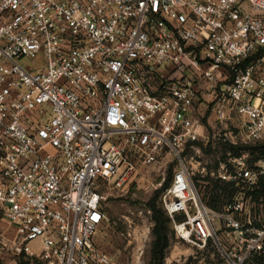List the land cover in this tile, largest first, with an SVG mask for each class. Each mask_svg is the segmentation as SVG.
I'll list each match as a JSON object with an SVG mask.
<instances>
[{
  "label": "built area",
  "instance_id": "obj_1",
  "mask_svg": "<svg viewBox=\"0 0 264 264\" xmlns=\"http://www.w3.org/2000/svg\"><path fill=\"white\" fill-rule=\"evenodd\" d=\"M200 96L218 122L236 120V135L218 141L264 145V0H0L10 250L41 264H119L95 243L101 187L121 191L136 162H170L160 204L177 246L193 249L177 263L264 264V214L248 194L264 181V154H229L219 178L241 191L221 212L209 208L184 155L210 142L195 118ZM147 214L141 237L154 226Z\"/></svg>",
  "mask_w": 264,
  "mask_h": 264
},
{
  "label": "rangeland",
  "instance_id": "obj_2",
  "mask_svg": "<svg viewBox=\"0 0 264 264\" xmlns=\"http://www.w3.org/2000/svg\"><path fill=\"white\" fill-rule=\"evenodd\" d=\"M24 66H36L38 62L24 60ZM200 96L195 103V118L203 126V132L209 137L210 152L207 153L199 146L185 151L189 166L196 173L197 177L219 178L222 167L227 163L229 154H226V163L221 162L222 150L216 143L223 133L233 132L236 120L231 116L225 123L217 121L212 100ZM258 145V144H257ZM231 155V154H230ZM232 156V155H231ZM252 158V156H250ZM219 163V164H218ZM135 173L129 179L121 191H113L107 185L101 187V192L105 200L102 210L105 220L95 236V243L103 252L110 255L119 264H149L150 250L152 244V229L146 232L145 237H141L138 232L145 229L150 224V216L147 214V203L156 192H160L158 205L161 207L160 198L164 192V186L170 184L173 177L174 164L166 163L161 169L157 166H144L136 162ZM170 171L172 173L170 174ZM195 178V179H196ZM203 184V182H199ZM170 247L167 250L165 264H178L177 261H186L193 249L189 246H177L174 239L172 227L170 225ZM6 233V234H5ZM132 235L133 240H128L127 234ZM0 260L3 264H19V252L10 250L13 240L16 238V231L11 227L0 231ZM142 247V253L136 254L137 248ZM32 248H35L33 245ZM38 251L39 249H34ZM211 257V252L206 254ZM139 258V260H137ZM181 258V259H180ZM188 260L187 262H189ZM33 264H41L35 262Z\"/></svg>",
  "mask_w": 264,
  "mask_h": 264
},
{
  "label": "trees",
  "instance_id": "obj_3",
  "mask_svg": "<svg viewBox=\"0 0 264 264\" xmlns=\"http://www.w3.org/2000/svg\"><path fill=\"white\" fill-rule=\"evenodd\" d=\"M221 148L222 159L221 162L226 163V154L230 153L233 157H238L243 152H248L252 156L251 162L254 163L258 161L264 154V145L259 144L256 146H233L228 143H223L218 141L216 143ZM195 146H199L202 150H205L209 153L212 145L204 146L201 143H196ZM219 164V163H218ZM172 171H170V174ZM196 185L200 189V194L202 200L214 211L221 212L223 208L231 203L237 194L241 191V186L236 185L233 182H227L221 180L220 178H211L207 177H197ZM199 182H203L200 184ZM169 185L164 186V190L167 189ZM253 196L254 201L257 204V212L260 213V207L262 208L264 214V181L260 182V188L253 192H248ZM160 192H156L150 201L147 203V209L152 212V220L154 223L152 229V244L150 250V261L149 264H165L167 250L170 247V225L171 221L166 215L162 207H159ZM260 200H262L261 203ZM183 219L179 217V220ZM37 262L34 258L26 256L25 253H22L19 256V264H33ZM191 261L185 263L190 264ZM0 264H3L0 260Z\"/></svg>",
  "mask_w": 264,
  "mask_h": 264
},
{
  "label": "crops",
  "instance_id": "obj_4",
  "mask_svg": "<svg viewBox=\"0 0 264 264\" xmlns=\"http://www.w3.org/2000/svg\"><path fill=\"white\" fill-rule=\"evenodd\" d=\"M12 228L13 227L8 223V221L3 217V215L0 213V231H3V229H8V228ZM6 234V233H5ZM0 237H2L0 235ZM35 246V248H32V246ZM29 248L34 252V253H39L41 250V244L39 241H35L29 244ZM34 249H39L38 251L34 250Z\"/></svg>",
  "mask_w": 264,
  "mask_h": 264
}]
</instances>
